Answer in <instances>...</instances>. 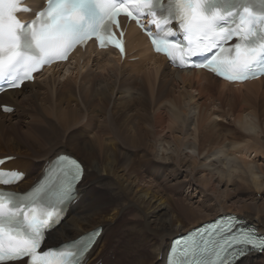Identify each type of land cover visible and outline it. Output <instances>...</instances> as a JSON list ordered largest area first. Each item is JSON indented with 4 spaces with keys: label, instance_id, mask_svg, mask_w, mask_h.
Listing matches in <instances>:
<instances>
[{
    "label": "bare ground",
    "instance_id": "obj_1",
    "mask_svg": "<svg viewBox=\"0 0 264 264\" xmlns=\"http://www.w3.org/2000/svg\"><path fill=\"white\" fill-rule=\"evenodd\" d=\"M43 2L27 4L40 10ZM127 55L121 62L90 44L33 84L0 95L15 108L0 111V159L15 157L7 168L27 174L14 190L30 189L42 176L37 170L68 148L85 167L76 202L48 240L65 243L102 228L87 264L105 261L109 250L115 261L106 264H165L178 233L220 216L235 215L264 235V168L239 157L264 144L257 100L264 78L232 86L204 71L172 69L132 25ZM216 119L250 141L216 137ZM241 264H264V256Z\"/></svg>",
    "mask_w": 264,
    "mask_h": 264
},
{
    "label": "snow or ice",
    "instance_id": "obj_2",
    "mask_svg": "<svg viewBox=\"0 0 264 264\" xmlns=\"http://www.w3.org/2000/svg\"><path fill=\"white\" fill-rule=\"evenodd\" d=\"M26 2L0 0V93L22 87L33 72L66 59L92 37L123 52L111 31L122 14L141 27L147 18L145 30L156 50L179 67L207 68L233 81L264 75V0H46L35 19L23 24L18 14L31 11L21 7ZM84 172L77 158L58 154L42 181L28 193H17L11 188L23 173L0 171V264H84L102 228L63 246L42 248L45 233L77 196ZM36 203L46 207L37 209ZM239 219L220 217L185 234L172 248L179 258L170 257L169 264H241L253 254L264 256V235L244 228Z\"/></svg>",
    "mask_w": 264,
    "mask_h": 264
},
{
    "label": "rangeland",
    "instance_id": "obj_3",
    "mask_svg": "<svg viewBox=\"0 0 264 264\" xmlns=\"http://www.w3.org/2000/svg\"><path fill=\"white\" fill-rule=\"evenodd\" d=\"M132 62H135L134 60ZM128 73H130V69H127ZM77 84H79L77 82ZM219 92L218 88H213V92ZM246 92L244 91L242 94L241 93H237L235 96L237 99H242L243 96H245ZM225 95H227L228 97H230V94L232 95V93L230 92H225L224 93ZM261 96H263L261 98ZM261 96L258 97V105L259 107L261 108L262 106V111L264 110V104L263 103V100H264V94H262ZM260 101V102H259ZM2 102L1 105H4L3 103H6V104H9L10 102H4V101H0ZM154 103V102H153ZM237 107V106H236ZM229 107L226 106V110H228ZM54 115H55V111H54ZM152 119H153V116H152ZM216 122V128L214 129V131H216V137L218 136L221 140H227L229 142H237V143H240V144H244L246 143L247 141H250L247 136H244L242 135L241 133H239V131L234 128V126H230L228 125V120H221V119H216L215 120ZM217 129V130H216ZM264 144L263 145H257L255 147H247L243 150L242 154L239 155V157L248 165H251V166H254V165H261L263 168H264ZM73 149L71 148H68L67 152L69 155L75 157L78 159V154L74 151H72ZM17 157H19L21 160L23 158L24 155L22 154H18V155H15ZM79 160V159H78ZM80 161V160H79ZM35 171V170H34ZM38 173H41V169H38L37 170ZM264 171V170H263ZM248 195L250 194H247L246 192H243V193H240L239 196L243 199H245ZM128 219H134L136 218L135 215L131 214L127 217ZM179 235H183V233H178L176 236H179ZM63 242H59L58 244L57 243H53V242H50V245H59ZM108 255L107 256V259L108 261H115V253L114 251L112 250H109L107 252ZM106 260H101L99 261L98 263L99 264H106ZM101 262V263H100Z\"/></svg>",
    "mask_w": 264,
    "mask_h": 264
}]
</instances>
